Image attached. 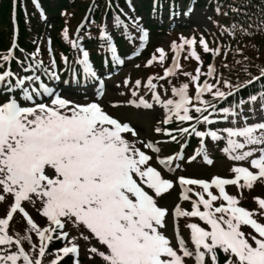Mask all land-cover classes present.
Instances as JSON below:
<instances>
[{
    "label": "snow or ice",
    "instance_id": "snow-or-ice-1",
    "mask_svg": "<svg viewBox=\"0 0 264 264\" xmlns=\"http://www.w3.org/2000/svg\"><path fill=\"white\" fill-rule=\"evenodd\" d=\"M33 4L37 9L41 8L39 0H33ZM157 4L158 0L154 3V11ZM191 10L190 7L184 15H189ZM42 18H45L43 13ZM133 24L139 34L140 46L132 55L139 56L149 41V32L140 23V18ZM113 27L122 30L126 40L135 39L119 15L113 16ZM62 36L68 40V29H64ZM99 43L111 55L112 64L125 63L118 54L113 35L106 28L100 29ZM196 43L194 38H181L179 45L173 43L172 66L160 79L174 75L180 68L179 58L185 45L192 49L190 57L200 62L201 57L194 47ZM200 45L205 53L219 55V49H210L203 39ZM71 46L80 51L78 64L84 74L97 78L89 51L79 39ZM16 47L14 41L8 53L3 55L2 61L7 67L0 71V204L8 206L6 216L0 218V248L9 249L0 251V264H42V258L51 251L50 245L54 241L67 243L57 250L56 258L50 264H61V260L69 256L73 257V264H80L82 245L77 239L86 242V254L91 264H186L188 258L193 259L194 264H220V254L225 257L224 264H264V224L255 218L257 212L240 206L237 196L226 190L227 186L252 189L255 182L264 179V90L258 95L250 94L247 101L239 99L232 108H218L216 103L204 99L205 94H211L216 101H228L240 92L241 86H236L234 91L233 85L224 81L228 88L225 92L208 80L200 83L202 75L214 77L212 66L208 67L207 73H202L198 67L191 77L197 85L194 95H189V85L184 84L179 89L173 88L174 99L166 101L156 91V77L148 78L144 86L151 92V100L166 110L162 123L188 124L178 127L175 133L159 127L155 129L156 133L181 144L179 152L162 157L161 146L141 139L140 131L131 123L106 111L100 102L106 87L103 79L92 101L77 103L42 80V76L60 79L54 71V58L45 67L36 59L40 51L37 48L30 62L25 64L14 57ZM156 51L159 57L153 55L146 66H152L157 59L164 62V50ZM13 59L17 60L19 71L11 70ZM64 59L66 62L67 58ZM261 77H264V70L248 84L260 81ZM121 86L128 88L132 97H137V89L142 83L137 79L133 85L130 79H125L122 85H117ZM126 103L137 109H154V104L142 96L138 101L130 99ZM246 103L256 105L255 110L245 112L243 106ZM213 113L233 125L223 129L227 146L222 149L232 161L238 162L230 169L233 177L216 176L206 181L178 176L175 182L165 178L164 170L174 173L185 162L190 138L198 140V147L191 157H187V163L197 158L208 165L214 163L207 151V140L218 142L224 137L216 130L198 127L215 125L217 121L211 118ZM252 117L257 119L250 123ZM153 161L160 167L154 166ZM243 162L249 166H243ZM177 184L181 190L180 199L191 201V211L183 210L179 204L173 210L159 205L158 198ZM217 201H221L218 206ZM257 202L264 213V199ZM26 205L36 208L46 218L48 226H38ZM16 214L26 222L27 233L38 237L39 246L31 235L10 234V224ZM170 215L198 218L207 226L187 225L194 251L187 247L178 228L176 245L165 234L166 218ZM245 226L256 235L246 233ZM66 228L77 230L78 237L70 238ZM25 244L30 246L29 249L26 250ZM13 247L15 251H10ZM32 253L38 255L34 258Z\"/></svg>",
    "mask_w": 264,
    "mask_h": 264
},
{
    "label": "rangeland",
    "instance_id": "rangeland-1",
    "mask_svg": "<svg viewBox=\"0 0 264 264\" xmlns=\"http://www.w3.org/2000/svg\"><path fill=\"white\" fill-rule=\"evenodd\" d=\"M141 0H131L132 8L127 7L123 9L122 15L130 18V15L133 13L134 6L137 4L139 5ZM181 5V4H179ZM191 12L189 15H179L176 13L173 17L170 15V20H168V23L172 26V28H181V30H174L170 32H151V37L149 34V41L144 45V49L142 53L139 56H133L132 54L140 46L139 41V34L135 31V26L133 24V21L131 22L132 26L129 27V32L133 37H135L134 42L132 43L133 49L128 54H122L125 56V64L120 66V68L115 69L114 66H111L110 69L101 70L95 69L97 71V76H101V79L105 81V94L103 98L100 100V102L105 106L106 111H108L110 114H112L114 117L120 119L124 122H129L131 125L135 128H137L140 131V138L144 139L146 141H152L156 143L157 145L161 146L162 152L161 156L166 157L169 155H174L177 152L180 151L181 144H178L176 142H172L171 139L161 133H156L155 129L157 127L161 128L162 130L166 131H173L175 133V130L178 127L181 126H188L187 123L181 125L180 122L174 121L170 125H165L162 123V120L165 118L166 110H163L159 105H156L154 101L151 100V92L144 86L147 83L148 78L156 77L154 80V83L157 85V93L161 96L162 100L167 99H174L172 89L176 88L179 89L184 84L189 85V95H194L197 85L194 84L191 80V77L196 74V69L198 67L201 68L202 73H207L206 69L203 65V55L208 54L203 51L202 46L200 45V40L203 39L207 44L209 45V48L212 50H216V46L214 47V38L215 33H222L223 29L217 25H214L212 21V12L209 10H206V8L203 7H193L191 8ZM186 12V11H185ZM184 12V13H185ZM41 13H43V10L41 9ZM158 17V16H154ZM177 17V18H176ZM65 22L66 25H62L59 29L52 30V33L50 30L45 31V39L50 40V37L52 36V39L55 41V36L59 34L61 36V39H63L62 33L64 29H68V40L65 41L68 43V45L71 48V57L70 59L68 57L63 56L58 57V53H56L55 56V50L54 47L50 44L46 43V52L39 51V54L36 56V59L41 60L43 62V65L45 67H48L51 63V60L54 58L56 62V68L54 71L58 76H66L65 79H59V80H50L47 76H42V80L52 88H56L59 85V89L56 91L58 93L64 94L67 96V98L75 100L77 103H87L94 99V94L97 89L100 87L99 84H91L89 85V82L92 80L89 76H86L84 74L82 66L78 64V60L81 58V54L79 49L73 48L72 42L79 39L80 43L83 47L86 46L85 40L90 38L93 35V30L91 27H88L87 25L83 26L81 28L82 23V17L79 15H65ZM137 18H140V23L144 26L145 29H147L145 22L147 21V16L144 12L141 13ZM159 19H162L161 21H165L166 19L163 17H158ZM156 19V18H155ZM160 21V20H159ZM177 22V23H174ZM179 24V25H178ZM191 24L194 27H191ZM105 26L103 28H106L112 35L114 34V27H113V19H109L105 21ZM174 26V27H173ZM80 28L79 33L77 32V29ZM184 28V29H183ZM72 31L74 34H72ZM204 31L206 34L200 35V32ZM77 33V36L75 35ZM196 37V45H195V51L197 54L201 57V61L198 62L194 58L190 57V52L192 49H190L187 53H182V59L180 63V68L175 71L174 75L165 77L163 79H160L161 77H164L165 70L172 66L174 53L172 51V44L176 43L178 45L179 42H181V38L189 39L192 37ZM114 37V36H113ZM249 42V43H247ZM148 49H145L146 45H148ZM238 48L240 50L238 53H228L226 49H224V55L232 57L231 58H225L223 55L221 59L216 60L217 57L220 55H214L215 60L213 62V66L215 70L218 68L219 73L222 69L228 68V63L235 61V64H243L246 63L247 60L256 58V61H261L264 63V60L262 58V46L263 42L259 39H248L240 42H236ZM259 43V47H257L254 44ZM222 45H226V42H223ZM186 46V45H185ZM49 47H51L52 52L49 53ZM101 54L104 55L107 53L104 51L103 48H101ZM157 49H163L165 52V60L163 63H160L159 60L155 61L152 66L148 67L146 66L147 62L153 57V55L159 57V53L156 51ZM90 53V52H89ZM212 54V52H209ZM18 59L22 60L25 64L30 62L31 57L24 53H18L16 54ZM98 53H90V57L98 58ZM132 57L129 59V57ZM2 56H0V71H3L5 67H7L3 61ZM67 58L66 62L64 58ZM181 58V55H180ZM179 58V60H180ZM227 59V61H226ZM61 61V62H60ZM69 61L70 64H69ZM95 62V61H94ZM139 65V67H137ZM79 68L80 70V76L82 78V82L77 81L75 76L70 78V70L71 68ZM11 70L13 71H19L17 60L11 62L10 65ZM66 69H69L66 71ZM188 74V75H186ZM218 74V72H217ZM221 74H218L217 81L220 82L222 79ZM71 79L70 84L71 85H61L62 81L64 80V84H67ZM100 79V80H101ZM125 79H130L132 81V84L134 85V82L139 79L141 80L142 87L137 89L138 96L132 97L131 93L128 88H124L123 86L117 87V85H122V82ZM204 80H208L209 83L216 85V83L213 81V77H208L206 75L201 76L200 83H202ZM55 81H58V83L55 84ZM85 82H88V85H84ZM230 82V81H228ZM222 87H219L221 90L227 92L228 88L224 86V80L222 79ZM233 85V89L236 88L237 81H234V83L230 82ZM220 84V83H218ZM129 87H132L130 85ZM62 89V90H60ZM121 92H124V95H120ZM211 95V94H210ZM142 96L144 99L148 100L150 103L154 104L153 110H144V109H137L134 106H130L126 103V101L130 99H135L138 101V98ZM212 96V95H211ZM213 97V96H212ZM204 99L208 100V94H205ZM214 101H210L215 103L216 100L213 97ZM119 104V107H112L113 104ZM217 104V103H216ZM256 105L250 104L243 106V110L245 112H250L251 110H255ZM251 114V113H250ZM212 119L216 120L217 123L213 126H205V125H198V127L201 130H216L219 134H221L224 138L221 139L218 142L212 141V143H209L210 138L207 140V151L210 156V158L214 161L212 165L206 164L202 159L197 158L192 163H187V157H191L194 154V150L197 149L198 143L192 145L190 150L186 148L185 157L186 160L184 163L181 164L180 169H178L174 173H168L166 170L163 171V174L165 178L173 180L174 182L177 180L178 176H185L189 178H197V179H203L206 181H210L213 177L220 176L224 178H232L233 173L230 171V169L234 166H237L238 162L232 161L227 154H225L222 149L225 148L226 145V133L223 132V129L226 127H230L233 125H230L227 120H224L221 118V116L217 113H213ZM257 117H252V120L249 122H253ZM240 123H244L243 121H240ZM219 126V127H218ZM220 127H223L220 128ZM154 166L160 167L158 164H156L155 161H153ZM243 166H249L247 162H243ZM256 171V170H253ZM195 187V186H193ZM199 191V189H196ZM226 190L229 194L236 195L237 198L240 200V206L244 207L247 210L257 212L258 215L255 217L258 222L264 224V213H261L259 206H258V199H264V179L258 180L254 183V186L252 189H237L236 186H227ZM180 187L177 184L172 190H170L168 193L163 194L161 197L158 198V203L161 207H167L170 210H173L177 204L180 205V207L185 211H191L192 204L191 201H183L180 199ZM213 191H215L213 189ZM192 199H195L193 196ZM11 201H9L10 203ZM218 206L221 201L215 202ZM8 210V206L6 204H0V218H4L6 216V212ZM26 210L29 211L30 215L33 217L34 221L38 224L40 227H46L48 226V222L45 217H42L40 213L36 210V208L26 205ZM21 216L20 214H16ZM22 217V216H21ZM167 219L168 227L165 230V234L172 239L173 244L176 245L175 235L176 230L178 228L179 234L181 238H183L186 242L187 247L190 250L194 251V246L191 243V230L187 227L188 224L196 223L197 225L201 227H207L203 224L202 221H200L198 218H192V217H180L175 218L173 215H170ZM67 231H69L70 238L77 236L78 233L77 230L73 228H66ZM247 232H252V235H256L254 231L245 230ZM34 234V233H33ZM35 236V234H34ZM36 240L39 244L38 237H36ZM77 243H80L82 245L81 252L79 256L80 264H91V262L87 258L86 254V242H83L79 239H77ZM0 251H9V249L0 248ZM10 251H15V248H11ZM186 264H194V260L191 258L186 259Z\"/></svg>",
    "mask_w": 264,
    "mask_h": 264
},
{
    "label": "trees",
    "instance_id": "trees-1",
    "mask_svg": "<svg viewBox=\"0 0 264 264\" xmlns=\"http://www.w3.org/2000/svg\"><path fill=\"white\" fill-rule=\"evenodd\" d=\"M201 1V0H200ZM14 0H0V49L8 50L12 44V35L14 24L12 22V12ZM45 6L47 14L51 15L52 21L55 23L62 22L61 13L64 10L79 9L84 11L90 4H92V10L90 15L91 22L96 25H100L101 16L108 8V2L112 4V7L116 11L128 3V0H41ZM152 0H146L142 6L146 10H150ZM204 5L213 11L214 22L224 27V31H227L232 37L239 38H254L263 42L262 46V58L264 60V0H206ZM16 18L19 24V41L23 47H26L29 51H34L36 44L42 42L41 31L43 23L38 15L32 0H16L15 8ZM109 16L112 15V11H108ZM235 25V28H233ZM154 30H162L156 23L148 25ZM122 40V39H120ZM259 47V43L254 44ZM222 57V56H221ZM220 57V59H221ZM225 57V56H224ZM226 58V57H225ZM232 59V57H229ZM203 63L205 66L213 63V55H203ZM227 61V59H226ZM254 59L247 60L243 64H235L236 62H229L227 69H222L218 74H221L223 80H231L240 82L238 86H243L240 92L237 93L240 99L249 98L250 94H259L261 90H264V77H261L260 81H256L252 84H248V81H252L254 77L261 76V70H264V63ZM236 95V97H237ZM234 98H230L226 103L231 106V101ZM26 222L19 215L14 216V220L10 224V234H28L33 238V242L39 246L33 233H27ZM66 241H54L50 245V252H46L44 258H42V264H50L52 260L56 258V252L63 247ZM26 250L29 249V245H24ZM35 258L38 253H32ZM220 264H224L225 257L223 254L219 255ZM61 264H73V257L69 256L61 260Z\"/></svg>",
    "mask_w": 264,
    "mask_h": 264
},
{
    "label": "bare ground",
    "instance_id": "bare-ground-1",
    "mask_svg": "<svg viewBox=\"0 0 264 264\" xmlns=\"http://www.w3.org/2000/svg\"><path fill=\"white\" fill-rule=\"evenodd\" d=\"M42 3V2H41Z\"/></svg>",
    "mask_w": 264,
    "mask_h": 264
}]
</instances>
